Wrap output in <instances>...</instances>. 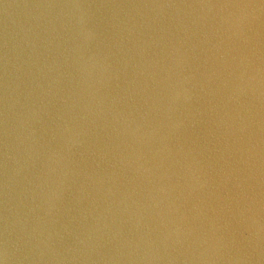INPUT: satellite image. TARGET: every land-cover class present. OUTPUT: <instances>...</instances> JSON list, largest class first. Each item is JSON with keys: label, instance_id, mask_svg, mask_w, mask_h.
<instances>
[{"label": "water", "instance_id": "1", "mask_svg": "<svg viewBox=\"0 0 264 264\" xmlns=\"http://www.w3.org/2000/svg\"><path fill=\"white\" fill-rule=\"evenodd\" d=\"M262 68L264 0H0V261L264 264Z\"/></svg>", "mask_w": 264, "mask_h": 264}, {"label": "clouds", "instance_id": "2", "mask_svg": "<svg viewBox=\"0 0 264 264\" xmlns=\"http://www.w3.org/2000/svg\"><path fill=\"white\" fill-rule=\"evenodd\" d=\"M74 7L81 8L84 7L83 5H74ZM211 10V9H210ZM219 24L220 28L229 35L230 38L235 37L237 39L241 38L245 30L247 28V14L239 9H232L229 6H224V8L219 12V19L217 21ZM261 73V86L264 87V68L260 70ZM256 74H251L248 76L247 81H245L243 78H241L237 83L234 84L235 90L239 91L243 89L244 87L248 86L251 84L252 81L256 80ZM189 77L185 76L181 81H179L180 84H184L188 82ZM187 93H188V88H183L182 92L177 91L175 93V96L173 99H179L181 95L184 96V99L187 100ZM192 174L195 176L197 181L199 180V177L196 176V172L193 171ZM251 227L255 228V235L260 238L264 239V218L261 220H255L253 219ZM182 229L181 228H176L175 229V235H176V240L173 242L174 244H179L181 247H183V244L186 242V239H180V233ZM169 237H165V239H168ZM193 244H202V245H207L206 248L202 252H200V256L203 257L207 255L210 251L216 250V251H221L225 248L228 247V243L225 240V237L223 235H215L213 234L212 236H199L194 238L192 241ZM3 257L4 260L0 261V264H8L9 261V252L7 247H5L4 252H3Z\"/></svg>", "mask_w": 264, "mask_h": 264}]
</instances>
